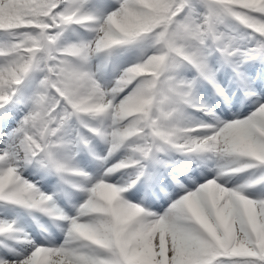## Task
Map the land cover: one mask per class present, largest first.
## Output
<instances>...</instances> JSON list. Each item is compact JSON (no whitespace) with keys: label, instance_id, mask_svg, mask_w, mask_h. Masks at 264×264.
Returning a JSON list of instances; mask_svg holds the SVG:
<instances>
[{"label":"snow or ice","instance_id":"obj_1","mask_svg":"<svg viewBox=\"0 0 264 264\" xmlns=\"http://www.w3.org/2000/svg\"><path fill=\"white\" fill-rule=\"evenodd\" d=\"M0 264H264V0H0Z\"/></svg>","mask_w":264,"mask_h":264}]
</instances>
